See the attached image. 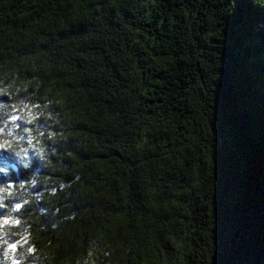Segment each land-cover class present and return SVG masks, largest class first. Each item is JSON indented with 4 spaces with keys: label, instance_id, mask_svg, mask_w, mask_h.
I'll use <instances>...</instances> for the list:
<instances>
[{
    "label": "trees",
    "instance_id": "trees-1",
    "mask_svg": "<svg viewBox=\"0 0 264 264\" xmlns=\"http://www.w3.org/2000/svg\"><path fill=\"white\" fill-rule=\"evenodd\" d=\"M0 264H264V0H0Z\"/></svg>",
    "mask_w": 264,
    "mask_h": 264
},
{
    "label": "snow or ice",
    "instance_id": "snow-or-ice-1",
    "mask_svg": "<svg viewBox=\"0 0 264 264\" xmlns=\"http://www.w3.org/2000/svg\"><path fill=\"white\" fill-rule=\"evenodd\" d=\"M13 247H15V245H13Z\"/></svg>",
    "mask_w": 264,
    "mask_h": 264
}]
</instances>
